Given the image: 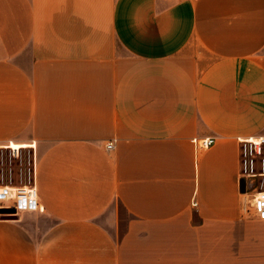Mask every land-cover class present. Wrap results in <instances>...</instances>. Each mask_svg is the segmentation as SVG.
<instances>
[{
	"label": "crops",
	"instance_id": "obj_1",
	"mask_svg": "<svg viewBox=\"0 0 264 264\" xmlns=\"http://www.w3.org/2000/svg\"><path fill=\"white\" fill-rule=\"evenodd\" d=\"M258 137L264 0H0V264H264Z\"/></svg>",
	"mask_w": 264,
	"mask_h": 264
},
{
	"label": "built area",
	"instance_id": "obj_2",
	"mask_svg": "<svg viewBox=\"0 0 264 264\" xmlns=\"http://www.w3.org/2000/svg\"><path fill=\"white\" fill-rule=\"evenodd\" d=\"M197 149H208L215 138L194 139ZM240 179L245 182V193L252 198L256 215L264 219V137L239 140ZM107 151L114 149V141L105 145ZM196 203H193L195 206ZM15 209L14 214L22 211L41 210L38 193L34 184L23 186H3L0 188V209ZM1 215V214H0Z\"/></svg>",
	"mask_w": 264,
	"mask_h": 264
},
{
	"label": "rangeland",
	"instance_id": "obj_3",
	"mask_svg": "<svg viewBox=\"0 0 264 264\" xmlns=\"http://www.w3.org/2000/svg\"><path fill=\"white\" fill-rule=\"evenodd\" d=\"M117 214L119 219L118 233L121 234L123 231V227L125 226V221L129 219V216L126 214L125 210L120 204H117Z\"/></svg>",
	"mask_w": 264,
	"mask_h": 264
},
{
	"label": "water",
	"instance_id": "obj_4",
	"mask_svg": "<svg viewBox=\"0 0 264 264\" xmlns=\"http://www.w3.org/2000/svg\"><path fill=\"white\" fill-rule=\"evenodd\" d=\"M240 185H241V191L245 193V182L243 179L241 180ZM14 213H15V209H5V208L0 209V214L2 219H16L17 217L16 215H10Z\"/></svg>",
	"mask_w": 264,
	"mask_h": 264
}]
</instances>
